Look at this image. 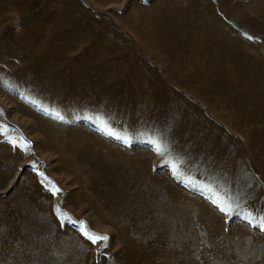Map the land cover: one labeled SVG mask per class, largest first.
Here are the masks:
<instances>
[{
	"label": "rangeland",
	"instance_id": "1",
	"mask_svg": "<svg viewBox=\"0 0 264 264\" xmlns=\"http://www.w3.org/2000/svg\"><path fill=\"white\" fill-rule=\"evenodd\" d=\"M262 217L264 0H0V264H264Z\"/></svg>",
	"mask_w": 264,
	"mask_h": 264
},
{
	"label": "snow or ice",
	"instance_id": "2",
	"mask_svg": "<svg viewBox=\"0 0 264 264\" xmlns=\"http://www.w3.org/2000/svg\"><path fill=\"white\" fill-rule=\"evenodd\" d=\"M155 143V151H157V154L163 155L164 151H166V148L164 145L158 143V142H154ZM57 191H59L57 189ZM222 212H227L229 209H225L223 207H221L220 209ZM237 215H239V213H236ZM261 231H264V217L261 218L260 221H258L257 225ZM84 235L86 236V238L90 239L92 244H97L99 241H104L107 242L108 241V237L107 236H99V235H92L89 236L87 232L84 233Z\"/></svg>",
	"mask_w": 264,
	"mask_h": 264
}]
</instances>
